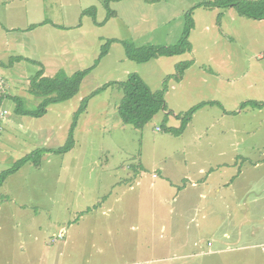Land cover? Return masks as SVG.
<instances>
[{"label":"rangeland","instance_id":"obj_1","mask_svg":"<svg viewBox=\"0 0 264 264\" xmlns=\"http://www.w3.org/2000/svg\"><path fill=\"white\" fill-rule=\"evenodd\" d=\"M105 1L25 0L8 11L0 7V49L4 31L11 30L9 56H17L15 37L27 34L21 54L29 55L36 42L47 61L71 51L77 62H71V55L60 56L69 62L67 73L92 68L75 97L50 105L43 116L32 114L42 110L43 99L19 95L10 86L14 81L26 87L39 68L25 62L10 70L15 79L5 84L7 100L0 105L7 111L0 132V173L38 150L42 156L39 167L27 162L0 186V264H264V107L239 108H245L241 118L249 123L244 126L246 142L239 149L229 143L225 154L217 143L204 147L206 136L196 141L200 148L189 152L194 142L187 134L178 137L167 131L181 127L182 110L189 109L172 89L174 83L166 91L168 115L162 111L143 129L123 124L118 106L124 93L114 83L126 81V72L135 73L148 80L152 91H159L178 66L169 59L147 65L128 59L123 41L137 47L166 46L159 36L166 30L160 21L137 26L135 20L126 27L118 20L107 22L117 8ZM208 1L215 0H195L189 9L197 18L193 44L205 52L210 39L213 50L225 51L223 42L215 45L216 30L203 31V25L214 20L207 16L211 12L195 8ZM90 8H96L95 16L84 14ZM133 13L137 18L142 14L139 8ZM45 21L81 24L89 40L74 27L46 25L30 34L16 32L22 25ZM9 22L21 23L11 29ZM263 29L258 25L251 34H264ZM113 40L108 54L98 60L102 46ZM249 64L253 73L264 60L252 58L245 67ZM251 79H260L258 86L242 98L263 105L264 80L253 74ZM228 99L225 106L234 111L227 120L237 128L236 101ZM214 111L212 117H219L221 109ZM74 123V147L60 152ZM223 125L220 120L216 130ZM201 126L198 118L194 129ZM210 134L218 135L215 130Z\"/></svg>","mask_w":264,"mask_h":264},{"label":"crops","instance_id":"obj_2","mask_svg":"<svg viewBox=\"0 0 264 264\" xmlns=\"http://www.w3.org/2000/svg\"><path fill=\"white\" fill-rule=\"evenodd\" d=\"M24 1L25 0H0V7L2 8L5 7V10L8 11L10 10L11 7H13V4H20V3L23 4ZM111 3H113L117 9L113 11L114 12L113 16L109 17L107 22L118 20V22L122 25L129 24L133 26L135 25L133 24L134 21L138 20L137 26H141L142 24L151 26L154 25L155 22L160 21L162 23L163 28L166 30V33L159 34V36L161 35L163 39H165L166 46L174 45V43L176 44L180 41V39L183 36L184 28L186 25L187 15L190 13L193 21V28L190 31V35H189V41L191 43V51L179 56L154 59L144 64L147 65L155 62L158 63L161 62L162 64L163 61L160 60L169 59V60H175L168 62H174L176 67L184 61H191V66H189V68L185 71L184 75L178 80H176V78L169 79L166 88L167 91L169 89V83L171 84L174 83L172 85V89L177 93L179 92V98L183 102L184 105L183 107H188L189 108L188 110H190L197 104L206 102V104L203 105L193 115L192 119L187 124L185 130L180 135V136H185L187 134L189 139L193 140L194 145L191 144L188 145L189 148L187 150L189 152H193L192 149L194 147L196 149L200 148L199 146L200 144L196 145V141L203 136H206L205 138L206 143L204 144V147H212L217 143L218 148H220V154L226 153V148L229 145V143L231 144L232 149H239L241 147H244V144L246 142L244 126L245 123L247 125L249 123L248 120H246L245 118L243 117L241 118V116H243L242 114L244 113L245 108H241V109L239 108L241 106L250 107V105L248 104L245 105L246 100L242 98V94L245 92H249L251 87L258 86L256 85L257 84L256 81L260 79H254L252 81L251 79L252 74L256 78L262 77V80H264V65L263 66L260 65V67H258L257 70H253L252 73L251 65L249 64L248 67L247 66L245 67V64L250 62L252 58L256 59V57L259 60H264V52H262V49L264 48L263 47L264 34H257V35L251 34L253 28L257 30L258 25L264 26V20H252L249 18L240 17L237 11L233 7H228V9L206 8L212 14V15L207 14V16H210L214 20H211V23L208 25L207 24L203 25L202 27L203 31H205V33L207 34H211L212 30H216L218 34H212L215 40V45L216 44L219 45V42H223L221 45H227V47L225 51L223 50V48L215 51L212 49L214 47L211 46L212 40L208 39V41L206 40L204 44L205 46V52H204V51H200L201 49L200 46H194L193 44L194 42L197 41V39H195L193 36V31L197 28V18L193 17V10L189 11V9L190 7H193L195 5V0H117V1H112ZM110 5L109 7H111ZM198 5L195 8L199 7ZM136 8H139L142 13L140 16H138V18L133 13L134 9ZM122 9L124 11L121 13L120 11ZM31 12H32V8H31ZM26 13L27 11L23 15V19L26 18ZM220 15L221 18L219 19ZM229 18L231 19V23L226 22L229 20ZM9 23L10 26L7 27H10L11 29H17L16 27H11V26L17 25V23H21V22H9ZM32 25H38V26H36L35 28H31L30 25H28V28H26L24 25L22 26L20 25L21 29H17L16 32L26 31L28 34H30L29 32H33L39 27L51 25L57 29H63V28L73 29L74 27L75 29L77 28L78 32H83L84 36H86L81 24H78L77 26L67 27L60 24L58 25L53 22L45 21L40 24L33 23ZM10 31L11 30L9 29L6 32L4 31L5 33L4 35L5 38L3 40L4 44L2 45L1 48L3 50L0 49V77H2L4 80V85L2 87L3 89L0 88V105H2L5 100H7L6 99L7 95H5L7 89L4 90L6 87L5 84L9 83L10 85L11 78L15 79V75L11 73L10 70H13L14 68H16V66H17L16 69L22 68L24 65H26L24 63L28 62L27 60H22L10 66L9 61L11 57H24L26 59L34 60L41 63L43 65L45 76L56 75L60 71L65 72V69H69L70 67L69 62L63 61L62 59H60L61 58L60 56L64 57L71 55L72 63L77 62L78 60V58L75 57L71 51H67L69 54L67 55H65L64 53H62L61 55L55 54L52 58L51 56H49V61H47L46 58H48V55L44 54V56H40L36 42L34 48L29 51V55L21 54L24 52V49L27 44L25 43V41L28 40L27 37H23V36H26L27 34L23 36L15 37L14 43L18 49L16 51L17 56H9L10 53L9 51H11L9 48V44H10L9 38L11 35ZM86 38L89 40L87 36ZM257 46H260V48L257 49L256 48ZM252 51L255 52L252 54ZM53 58H56L55 59L56 62L52 61ZM35 66H37L39 70L41 69V67L38 64H35ZM73 73L75 72H70L67 74L72 75ZM126 73L128 75L132 74L129 72ZM141 78L149 86L148 80L145 79L144 77ZM242 79H244V83ZM174 81H176V83ZM30 83L31 81L27 79L26 87H25V86H21L20 84H15L13 81L10 86L14 88L17 91L16 93H18L19 95L27 97L28 94H30L29 93ZM237 83H241V84L243 83V85H239L236 88ZM165 84H164V88H165ZM165 97H166V93H165ZM231 97L236 101L235 102L236 108L234 109H237L236 111H239L238 112L239 117H237V125L236 123H234L237 126V128L234 127L233 124H230V121L227 120V118L232 115V111H234L225 106L227 103V99L228 98L230 99ZM15 101L19 103L22 102L19 96L15 97ZM237 101H239V104ZM212 102L214 103L212 104ZM248 102L249 100L247 101V103ZM214 108L221 109V113L219 117L216 118L212 117L213 116L212 114L215 113ZM187 111L182 110V113L184 112L185 114L187 113ZM165 114L166 115L169 114L168 110H165ZM173 116L175 118L176 117L179 118V116H177L176 114H174ZM198 118H200L202 126L199 129L195 130L194 128H196V120ZM220 120H223L224 125L218 132L215 126L218 124V122H220ZM212 130H215V132L218 133L216 137L214 135L211 136L210 133L212 132ZM220 134L222 137H220ZM219 143H221V147ZM240 155L245 156L248 155V153L242 152ZM200 172H203V170H200ZM195 185L196 183H193V186ZM165 264H195V263H188V262L174 263L167 261L165 262Z\"/></svg>","mask_w":264,"mask_h":264},{"label":"trees","instance_id":"obj_3","mask_svg":"<svg viewBox=\"0 0 264 264\" xmlns=\"http://www.w3.org/2000/svg\"><path fill=\"white\" fill-rule=\"evenodd\" d=\"M112 1L106 0L105 4L109 7ZM207 9L213 8H227L233 7L240 17L249 18L252 20H264V0H215L201 3L198 5ZM84 14L96 15V8H90L84 12ZM114 12L108 15V18L113 16ZM222 15V14H221ZM219 16V19L221 18ZM108 20V19H107ZM106 20V21H107ZM101 25V23H97ZM38 25H32L31 28H35ZM193 28V21L190 13L187 15L186 25L184 28L183 36L180 41L171 46L150 45L144 47H137L130 42H124L126 47V53L128 59L138 62L147 63L154 59L174 57L185 54L191 51V43L189 41L190 31ZM115 42L108 41L102 46L101 58L105 57L110 48V44ZM27 60L28 62L38 64L41 69L37 72L33 80H31L29 93L37 99H43L44 106L41 111L32 113L36 116H43L46 109L52 104H58L66 102L75 97L82 86L83 81L91 72V69L77 71L72 75H68L64 71L58 72L54 77L45 76L43 65L37 61L29 60L24 57H11L9 65H14L16 62ZM191 66V61H184L177 67V72L172 75L171 78L180 79L185 71ZM169 80V79H168ZM115 86L119 87L124 96L118 106L119 116L125 125H132L136 129H143L148 123H150L159 113L165 110V93L167 88V82L165 88L159 91H152L145 81L135 73L129 75L128 79L124 82H115ZM108 86V85H107ZM106 86V87H107ZM214 102H212L213 104ZM206 102L195 105L182 117V125L179 128H167V131L176 136H180L185 130L187 124L192 119L193 115L203 106ZM250 106L264 107V104L257 103L255 101H249L245 103ZM85 106H82V110ZM78 114V112L76 113ZM74 128L75 123L72 125L67 143L63 146L60 152H66L74 147ZM47 151H52L46 149ZM44 152V151H43ZM42 156V150H38L30 155L20 159L14 167L5 170L0 173V186L7 180V178L15 174L20 168H22L27 162L34 163L36 167L41 165L40 158Z\"/></svg>","mask_w":264,"mask_h":264},{"label":"built area","instance_id":"obj_4","mask_svg":"<svg viewBox=\"0 0 264 264\" xmlns=\"http://www.w3.org/2000/svg\"><path fill=\"white\" fill-rule=\"evenodd\" d=\"M3 85H4V80H3L2 77H0V88H2ZM6 115H7V111L6 110H0V132L2 130V123L5 122Z\"/></svg>","mask_w":264,"mask_h":264}]
</instances>
